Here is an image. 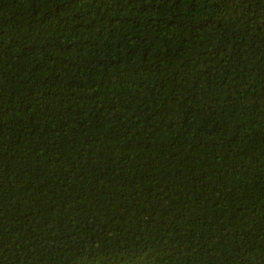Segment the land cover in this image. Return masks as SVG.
<instances>
[{"label":"trees","instance_id":"obj_1","mask_svg":"<svg viewBox=\"0 0 264 264\" xmlns=\"http://www.w3.org/2000/svg\"><path fill=\"white\" fill-rule=\"evenodd\" d=\"M0 264H264V0H0Z\"/></svg>","mask_w":264,"mask_h":264}]
</instances>
